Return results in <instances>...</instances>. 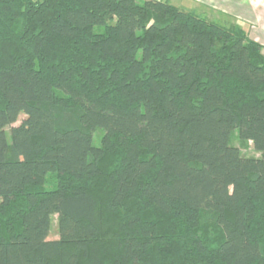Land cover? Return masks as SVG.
Returning <instances> with one entry per match:
<instances>
[{"label": "trees", "instance_id": "16d2710c", "mask_svg": "<svg viewBox=\"0 0 264 264\" xmlns=\"http://www.w3.org/2000/svg\"><path fill=\"white\" fill-rule=\"evenodd\" d=\"M263 50L158 0H0V264H264Z\"/></svg>", "mask_w": 264, "mask_h": 264}, {"label": "rangeland", "instance_id": "374dc122", "mask_svg": "<svg viewBox=\"0 0 264 264\" xmlns=\"http://www.w3.org/2000/svg\"><path fill=\"white\" fill-rule=\"evenodd\" d=\"M168 2L176 8L193 13L207 21L232 30H242L249 40L264 46V0H158ZM264 53V50H263ZM24 115L19 116L17 123L20 124ZM102 132L96 131L92 137L94 147H99ZM231 144L238 148L244 157H259L254 151L251 142H242L237 134H233ZM50 176V175H49ZM48 176V177H49ZM48 183V182H47ZM46 188H50L46 184ZM57 217L51 220L48 240H57Z\"/></svg>", "mask_w": 264, "mask_h": 264}]
</instances>
